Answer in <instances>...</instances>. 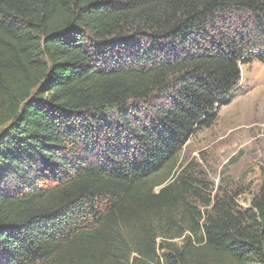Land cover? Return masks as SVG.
Segmentation results:
<instances>
[{"label": "trees", "instance_id": "trees-1", "mask_svg": "<svg viewBox=\"0 0 264 264\" xmlns=\"http://www.w3.org/2000/svg\"><path fill=\"white\" fill-rule=\"evenodd\" d=\"M254 60L264 0H0V264H264V182L171 177Z\"/></svg>", "mask_w": 264, "mask_h": 264}, {"label": "rangeland", "instance_id": "rangeland-1", "mask_svg": "<svg viewBox=\"0 0 264 264\" xmlns=\"http://www.w3.org/2000/svg\"><path fill=\"white\" fill-rule=\"evenodd\" d=\"M240 74L238 90L215 123L192 136L176 157L171 177H190L200 190L196 204L227 196L245 210L264 182V66L254 60L241 65Z\"/></svg>", "mask_w": 264, "mask_h": 264}]
</instances>
